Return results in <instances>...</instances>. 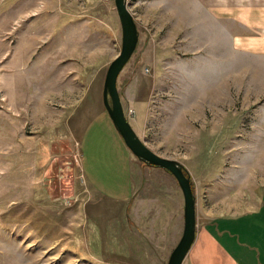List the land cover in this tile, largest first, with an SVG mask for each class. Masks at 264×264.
Returning a JSON list of instances; mask_svg holds the SVG:
<instances>
[{
    "label": "rangeland",
    "instance_id": "1",
    "mask_svg": "<svg viewBox=\"0 0 264 264\" xmlns=\"http://www.w3.org/2000/svg\"><path fill=\"white\" fill-rule=\"evenodd\" d=\"M187 1L126 0L139 38L117 79L124 112L186 167L201 220L264 215V46ZM120 48L114 0H0V264H140L149 250L90 188L110 197L126 177L94 116Z\"/></svg>",
    "mask_w": 264,
    "mask_h": 264
},
{
    "label": "crops",
    "instance_id": "2",
    "mask_svg": "<svg viewBox=\"0 0 264 264\" xmlns=\"http://www.w3.org/2000/svg\"><path fill=\"white\" fill-rule=\"evenodd\" d=\"M191 2H194L195 9L206 8L207 13L226 19L225 22L251 29L253 46H264V0H188L184 6H190ZM104 110L103 106L94 116L102 118L99 124L112 134L115 147L123 156V161L118 166L116 164L114 171L118 168L125 170L126 165V177L114 182V192L110 197L99 191L101 186L96 178L91 179L95 187L92 185L90 188L120 205L127 222L133 224L139 233L141 244L138 247L141 249L145 244L149 248L141 251L138 262L166 264L183 231L184 202L180 187L166 170L147 166L136 159ZM129 122L144 142L136 116ZM204 216L201 220L196 211V234L183 264H264L262 211L257 208L236 217L220 216L209 223L208 214ZM227 223L232 226L227 227Z\"/></svg>",
    "mask_w": 264,
    "mask_h": 264
},
{
    "label": "water",
    "instance_id": "3",
    "mask_svg": "<svg viewBox=\"0 0 264 264\" xmlns=\"http://www.w3.org/2000/svg\"><path fill=\"white\" fill-rule=\"evenodd\" d=\"M121 27V48L109 63L103 81L102 102L104 109L118 134L130 152L147 166L168 171L176 180L183 196V231L172 249L166 264H183L196 234V196L190 183L186 167L178 160L161 156L151 150L131 126L121 102L117 79L138 43V29L126 0H114Z\"/></svg>",
    "mask_w": 264,
    "mask_h": 264
},
{
    "label": "trees",
    "instance_id": "4",
    "mask_svg": "<svg viewBox=\"0 0 264 264\" xmlns=\"http://www.w3.org/2000/svg\"><path fill=\"white\" fill-rule=\"evenodd\" d=\"M106 111V110H105ZM168 172V171H167ZM190 183H191V186H192V190H193V192H194V184H193V182H192V180L190 179Z\"/></svg>",
    "mask_w": 264,
    "mask_h": 264
},
{
    "label": "built area",
    "instance_id": "5",
    "mask_svg": "<svg viewBox=\"0 0 264 264\" xmlns=\"http://www.w3.org/2000/svg\"><path fill=\"white\" fill-rule=\"evenodd\" d=\"M131 112V111H130Z\"/></svg>",
    "mask_w": 264,
    "mask_h": 264
}]
</instances>
